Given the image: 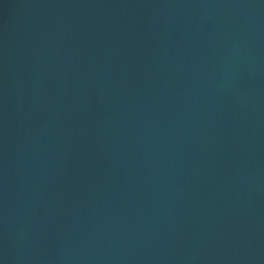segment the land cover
Wrapping results in <instances>:
<instances>
[{
	"label": "water",
	"instance_id": "95a60500",
	"mask_svg": "<svg viewBox=\"0 0 264 264\" xmlns=\"http://www.w3.org/2000/svg\"><path fill=\"white\" fill-rule=\"evenodd\" d=\"M0 264H264V0H0Z\"/></svg>",
	"mask_w": 264,
	"mask_h": 264
}]
</instances>
